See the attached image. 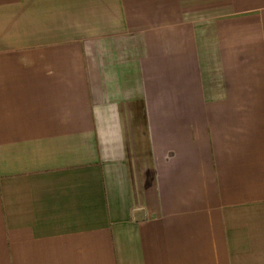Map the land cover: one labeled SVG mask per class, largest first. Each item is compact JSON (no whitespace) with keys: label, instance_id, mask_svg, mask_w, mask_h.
Segmentation results:
<instances>
[{"label":"crops","instance_id":"1","mask_svg":"<svg viewBox=\"0 0 264 264\" xmlns=\"http://www.w3.org/2000/svg\"><path fill=\"white\" fill-rule=\"evenodd\" d=\"M0 264H264V0H0Z\"/></svg>","mask_w":264,"mask_h":264},{"label":"water","instance_id":"2","mask_svg":"<svg viewBox=\"0 0 264 264\" xmlns=\"http://www.w3.org/2000/svg\"><path fill=\"white\" fill-rule=\"evenodd\" d=\"M134 218L136 220H141V219H144V211L142 209H138L135 211V215H134Z\"/></svg>","mask_w":264,"mask_h":264}]
</instances>
